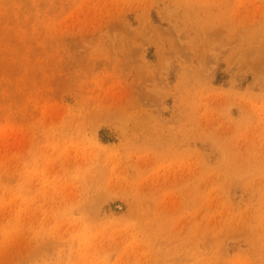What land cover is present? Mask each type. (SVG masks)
Instances as JSON below:
<instances>
[{
  "label": "rangeland",
  "instance_id": "rangeland-1",
  "mask_svg": "<svg viewBox=\"0 0 264 264\" xmlns=\"http://www.w3.org/2000/svg\"><path fill=\"white\" fill-rule=\"evenodd\" d=\"M9 263L264 264V0H0Z\"/></svg>",
  "mask_w": 264,
  "mask_h": 264
},
{
  "label": "bare ground",
  "instance_id": "bare-ground-1",
  "mask_svg": "<svg viewBox=\"0 0 264 264\" xmlns=\"http://www.w3.org/2000/svg\"><path fill=\"white\" fill-rule=\"evenodd\" d=\"M8 242V241H7ZM11 244V243H10ZM10 247V246H9ZM22 247V246H21ZM7 248V247H6ZM5 249V248H4ZM8 251V250H7ZM18 253V252H17ZM8 254V253H7ZM18 255V257L17 258H19L20 256H19V254H17ZM11 257V256H10ZM8 258V257H7ZM6 258V259H7ZM8 262V261H7ZM13 263V262H12ZM16 263V262H15ZM10 264V263H9Z\"/></svg>",
  "mask_w": 264,
  "mask_h": 264
}]
</instances>
